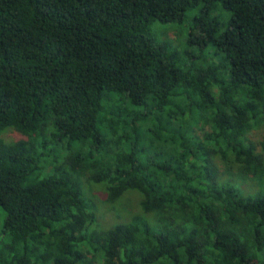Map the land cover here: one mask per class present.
<instances>
[{"label":"trees","instance_id":"trees-1","mask_svg":"<svg viewBox=\"0 0 264 264\" xmlns=\"http://www.w3.org/2000/svg\"><path fill=\"white\" fill-rule=\"evenodd\" d=\"M0 212V264H264V0H0Z\"/></svg>","mask_w":264,"mask_h":264},{"label":"rangeland","instance_id":"rangeland-1","mask_svg":"<svg viewBox=\"0 0 264 264\" xmlns=\"http://www.w3.org/2000/svg\"><path fill=\"white\" fill-rule=\"evenodd\" d=\"M194 11L190 12L193 15ZM159 38L168 40L178 45L182 39L178 36L177 30L171 26H159L157 28ZM251 145L259 148V143L263 138V128L261 126L252 129L249 134ZM1 138L5 143H13L24 137L18 132L8 129L4 131ZM85 199L88 201L91 211L95 215L94 227L100 231L110 229L113 225L127 221L134 215H140L141 211L138 208L139 197L136 194H125L124 197L115 204H109L105 201L106 194L104 188L100 185H85ZM0 217L3 214L0 212Z\"/></svg>","mask_w":264,"mask_h":264}]
</instances>
